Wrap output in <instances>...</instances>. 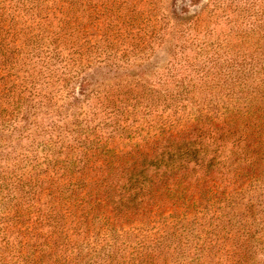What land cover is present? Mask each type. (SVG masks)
<instances>
[{
	"label": "rangeland",
	"instance_id": "374dc122",
	"mask_svg": "<svg viewBox=\"0 0 264 264\" xmlns=\"http://www.w3.org/2000/svg\"><path fill=\"white\" fill-rule=\"evenodd\" d=\"M246 106L264 0H0V264H264V156L216 130ZM204 124L211 176L165 188Z\"/></svg>",
	"mask_w": 264,
	"mask_h": 264
},
{
	"label": "trees",
	"instance_id": "16d2710c",
	"mask_svg": "<svg viewBox=\"0 0 264 264\" xmlns=\"http://www.w3.org/2000/svg\"><path fill=\"white\" fill-rule=\"evenodd\" d=\"M226 112L230 115L225 116L224 119H222V123L220 125V128L216 129L220 132V137L218 138L219 141L224 145L225 141L221 137L224 135L237 137L235 145L237 147L241 146L242 144H245V141L249 139L250 141L246 142L248 145L247 148H252V160H255L256 158H260L264 156V106L261 108H257L256 106H250L244 109V114H241L240 112L237 113V115H232V112L227 109ZM245 114L247 116L245 117ZM237 116H239L241 119L246 118V124L244 126V129L240 126H237L236 120ZM211 122V120H210ZM214 124V123H212ZM206 125H208L206 123ZM237 126L239 128V132L245 133V131L249 132L250 134L246 137L240 136L239 133L234 134L231 132L233 130L234 126ZM204 125L200 126V129H197L196 133L192 135L195 140L185 142L184 140H181V142L172 141L169 148H163L161 153L158 154L155 157V161L159 162L161 171L158 174L157 181L159 183H163L164 187L167 188L168 184L172 183L174 185H177L176 191L180 190V187L183 185H187L183 190L184 195L188 192V190L191 188L192 185L199 186L202 183L207 182L206 176H211L210 170L213 166H216L213 164V162H217V159L220 156H211L210 154H207L206 148L204 143L207 139H205V130ZM176 143V146L173 145ZM212 145H215L216 147H219V144H215L214 141ZM183 152V153H181ZM176 153H179L180 155L184 156V159L182 160L183 164H176V161L174 160V156ZM231 154H233L232 151H230ZM237 153V155H236ZM200 154H204L202 158H199ZM235 157L231 160H229L226 165L230 168H233L235 166L239 167L242 165V163L245 161L247 163V160H243L240 158V155H238V151L235 152ZM224 162V160H222ZM220 163V162H219ZM248 168L251 170L247 172L248 174H254L255 170L253 165V161H250L247 163ZM135 165V164H133ZM209 171V172H208ZM217 174H220V169L217 170ZM198 173V174H197ZM145 186H143L144 188ZM148 192H151L152 190L150 188ZM137 190V188L135 189ZM161 191V189H160ZM164 192L170 194V190L166 189L163 190ZM135 192V193H136ZM192 194L189 195V198H192Z\"/></svg>",
	"mask_w": 264,
	"mask_h": 264
}]
</instances>
